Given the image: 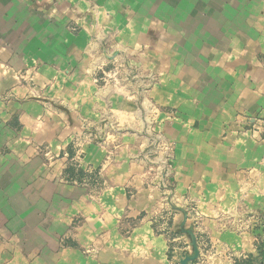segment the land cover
<instances>
[{
  "label": "crops",
  "instance_id": "obj_1",
  "mask_svg": "<svg viewBox=\"0 0 264 264\" xmlns=\"http://www.w3.org/2000/svg\"><path fill=\"white\" fill-rule=\"evenodd\" d=\"M105 38L154 78L132 90L156 108L174 192L196 201L212 239L240 187L244 204L264 189V135L251 125L264 113V0H0V264H117L136 257L114 226L122 212L148 220L167 208L127 154L104 161L82 134L99 128L90 101ZM82 139L77 172L69 160ZM139 230L160 255L151 227Z\"/></svg>",
  "mask_w": 264,
  "mask_h": 264
},
{
  "label": "rangeland",
  "instance_id": "obj_2",
  "mask_svg": "<svg viewBox=\"0 0 264 264\" xmlns=\"http://www.w3.org/2000/svg\"><path fill=\"white\" fill-rule=\"evenodd\" d=\"M90 20L89 16L84 22L90 23ZM84 26L91 32L90 26L85 24ZM114 34H116L115 29L110 28L104 32L103 37L111 38ZM106 41L105 38L100 44L99 51L96 49L95 52L99 57L93 83L97 93L90 101L97 103L100 115L99 128L96 126L85 128L82 134L86 138H92L94 140L92 144L103 149L104 161H111L113 158L121 160L123 154H127V160L132 163V172H142L144 176L147 175L148 183L153 189L158 190L161 201L167 207L161 213L152 211L148 220H142L143 213L134 216L122 212L119 219L114 221V226L116 230L122 231H120L122 237L131 240L136 257H122L121 260L117 259L116 263L238 264L239 261L249 260L252 257L251 264L255 262L259 264L260 253L264 254V198L262 199L264 189H255L257 195L253 198L254 204H244L246 197L250 196L245 193L248 189L240 187L233 198L234 204L222 208L224 216L218 217L216 223L219 227L216 228L217 234L212 239L205 228L196 201L186 193L174 192L172 172L169 170L171 150L169 144L157 135L155 128L157 110L143 93L151 87L154 78L138 75L129 65L128 59L117 57V54L123 53L118 48L119 45L115 43V52H109L113 44L109 45ZM139 81L145 85L143 92L140 93L132 90L133 85ZM109 87L114 90L111 92ZM125 100L131 101V107L124 111V108L118 107V104ZM113 101L115 106L111 107ZM90 142V139L87 141L82 139L74 146V157L69 163L77 172L86 167L84 160H81V154L84 155L87 151L86 143ZM83 144L85 145L82 146ZM102 178L99 176L100 181ZM82 180L89 187V180L85 181L84 178ZM87 190L86 192L90 194L91 190L90 192L89 188ZM91 194L95 195L94 192ZM82 220V218L76 219L73 225L76 228L80 227ZM143 224L150 226L153 236L160 239L163 244V252L160 255H150L151 245H146L150 237L139 232ZM155 245V248H158V244ZM117 256L121 257V254L118 253Z\"/></svg>",
  "mask_w": 264,
  "mask_h": 264
},
{
  "label": "built area",
  "instance_id": "obj_3",
  "mask_svg": "<svg viewBox=\"0 0 264 264\" xmlns=\"http://www.w3.org/2000/svg\"><path fill=\"white\" fill-rule=\"evenodd\" d=\"M252 131L264 135V113L253 118Z\"/></svg>",
  "mask_w": 264,
  "mask_h": 264
},
{
  "label": "water",
  "instance_id": "obj_4",
  "mask_svg": "<svg viewBox=\"0 0 264 264\" xmlns=\"http://www.w3.org/2000/svg\"><path fill=\"white\" fill-rule=\"evenodd\" d=\"M263 248H264V237H263Z\"/></svg>",
  "mask_w": 264,
  "mask_h": 264
}]
</instances>
